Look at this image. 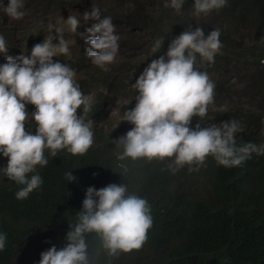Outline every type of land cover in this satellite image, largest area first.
Listing matches in <instances>:
<instances>
[{"label": "clouds", "instance_id": "1", "mask_svg": "<svg viewBox=\"0 0 264 264\" xmlns=\"http://www.w3.org/2000/svg\"><path fill=\"white\" fill-rule=\"evenodd\" d=\"M170 2L177 13L185 4V0ZM228 2L195 0L194 13L209 15ZM0 10L10 20L27 15L24 0H9L7 6L0 0ZM82 16L86 24L94 21L86 34L78 33L81 20L77 16L62 18L67 30L81 36L87 45L82 52L85 60L79 56L78 65L61 63L63 58L61 62L53 60L70 54L69 42L63 36L65 27L50 23L43 42L35 44L30 55L21 49L16 57L8 55V43L0 34V60L1 56L6 59L0 62V154L8 158L0 171L22 185L17 199H26L40 188L44 181L37 169L54 167L50 158L59 153L84 155L94 147L97 155L99 133L107 135L110 144L116 142L122 147L119 160L147 159L171 174L185 166L198 171L207 158L231 168L242 166L253 153L264 155V145L238 144L237 133L243 131L238 120L220 118L223 112L250 107L227 100L217 102L216 81L201 70L215 63L223 47L219 28L206 36L202 27L193 30L190 26L171 41L166 56L139 64L143 72L136 76L129 93L114 95L102 84L92 83L89 73L95 69L109 71L124 60H116L120 47L116 26L110 16L102 18L96 6ZM57 39L59 43H54ZM162 45L163 40L157 39L152 51L157 52ZM131 94L136 103L127 99ZM122 104L128 107L122 110ZM259 105L263 104L251 109ZM110 115L112 121L107 120ZM121 128L123 136L118 139L116 130ZM113 132L115 138L110 139L108 135ZM65 177L69 182L77 180L72 171ZM77 217L78 222L67 232L65 246L58 249L53 245L42 252L39 264H94L86 240V234L91 233L99 237L101 248L109 256L138 251L154 223L146 198L131 193L128 184L105 182L88 187ZM6 240L7 234L0 232V251L5 249Z\"/></svg>", "mask_w": 264, "mask_h": 264}, {"label": "trees", "instance_id": "2", "mask_svg": "<svg viewBox=\"0 0 264 264\" xmlns=\"http://www.w3.org/2000/svg\"><path fill=\"white\" fill-rule=\"evenodd\" d=\"M112 1L105 9L94 0H24L27 15L22 21L48 33L47 26L60 19L56 16L48 21V12L54 8L70 11L80 7L85 13L96 6L101 9L102 18L110 16L114 24L123 21L138 25L129 31L133 40L122 43L127 50L122 56L131 58L117 61L109 71L95 69L89 73L92 83L102 84L114 95L129 93L141 70L139 64L166 56L171 41L190 26L193 30L202 27L206 36L219 28L223 47L215 63L201 70L217 76L215 99L219 103L226 101L228 80L240 66L256 71L263 105L256 110L234 108L223 112L220 118L241 123L243 131L237 133L238 144L264 145V0H229L223 9L200 16L194 13L195 0H185L180 13L171 7L170 0ZM8 2L4 0L5 6ZM104 2L107 5L109 0ZM9 20L6 14H0V24ZM244 30H252V37L244 36ZM40 35L41 32L32 33L25 42L27 48H22L23 54L30 55L33 46L41 42ZM157 39H162L164 45L153 52ZM7 43L8 55H21L17 42L12 45L9 38ZM146 46L149 52L142 57ZM133 51L139 55L135 62ZM66 60L63 57L62 63L80 62ZM0 62L5 63V57L1 56ZM129 71L135 73L128 74ZM122 130H116L118 139L123 136ZM106 137L101 133L97 136V155L93 147L84 155L67 152L50 158L54 167L37 169L44 182L26 199H17L16 192L22 185L10 181L0 171V232L7 234L0 264H39L42 252L53 245L58 249L64 247L70 226L78 222L77 214L82 211L88 187L97 182L128 184L131 193L149 201L154 223L140 250L116 257L101 248L95 233L86 234L94 264H264V155L253 153L242 166L231 168L207 158L198 171L185 166L171 174L147 159L119 160L122 147H117L116 142L110 144ZM108 137L115 138V133ZM7 162L8 158L0 154V167ZM69 171L77 177L76 181L66 179L65 173Z\"/></svg>", "mask_w": 264, "mask_h": 264}, {"label": "rangeland", "instance_id": "3", "mask_svg": "<svg viewBox=\"0 0 264 264\" xmlns=\"http://www.w3.org/2000/svg\"><path fill=\"white\" fill-rule=\"evenodd\" d=\"M110 1L113 3L112 0H109V2L107 3V5H105L104 0H94V2L96 4H99L101 6H103L105 9H107L106 6H110L112 5L110 3ZM84 3H82L81 5H83ZM114 5V4H113ZM72 9L74 10H61V9H55L54 11H49V16H48V21L51 22L53 19L56 18V16L60 17V19L55 23V25L61 26V27H65L63 19L67 20L69 18V16L71 15H75L77 16L80 20H81V27L78 28V33L81 34H86V29L88 27H91V24L94 23V21H89L86 22L83 20V13L84 10L80 7H72ZM2 10H0V14H2ZM115 14H118V11H115ZM63 18V19H62ZM122 23H115L116 26V34L120 37L119 39V53L116 57V60L119 59V57L121 59H126V58H131L132 56L128 57L127 55H124V50H126L125 45H122L123 41H129L131 42L133 40L131 34L129 33L130 29H135L136 27H138V25H129L123 21H121ZM31 25L28 26L26 24V22H23L22 19L19 20H9V22H7L6 24H0V34H6L4 35L6 41L9 40L11 41V44H15L16 42L18 43L20 49H24L25 47L27 48V44L25 42H28L29 37L32 35V33H38L41 32V42H43V40L45 39V36L48 33H45L43 31V28H34L33 24L30 23ZM47 25L49 24L48 22L46 23ZM48 27V26H47ZM242 34L244 36H247L248 38L252 37V30H244L242 31ZM16 35V36H15ZM10 36V37H7ZM63 36L64 39L66 41L69 42V48H70V54L68 55H60L58 57H53V60H58L61 58H70L72 57L73 59H78L79 56L83 57V60H85V56L82 55V52L85 51L87 45L84 43V39L81 38V36L72 33L70 31L67 30V28L65 27V31L63 32ZM40 42V43H41ZM54 43H59V40H55ZM17 45V44H16ZM124 46V48H122ZM134 52V51H133ZM149 52V48L148 46H146L143 50V55L147 56ZM135 53V58H134V62L137 58V53ZM129 55V54H128ZM115 60V61H116ZM70 61V60H69ZM62 63V62H61ZM143 72L140 71L139 75ZM217 79V76L213 77V80L215 81ZM230 87L227 91V98L226 99L228 102H233V104L236 105H241V106H245V107H250L253 108L255 105L260 104L261 100L259 99V95L260 92H262V88H258V86L260 85L259 79H256V71L249 67V66H240L238 68V70L231 75L230 80ZM96 98V96H95ZM128 100H130L131 102L136 103L135 101V97L129 96V98H127ZM121 104V102L117 101V105ZM126 107L125 104H122L121 109L124 110ZM119 110V108L115 109V113H117ZM107 120L112 121L113 118L108 117ZM105 120V121H107ZM264 123V121H263ZM107 128L110 129V126L107 125Z\"/></svg>", "mask_w": 264, "mask_h": 264}]
</instances>
